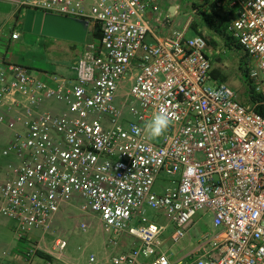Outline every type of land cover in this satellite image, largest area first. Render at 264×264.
I'll use <instances>...</instances> for the list:
<instances>
[{
    "label": "built area",
    "instance_id": "1",
    "mask_svg": "<svg viewBox=\"0 0 264 264\" xmlns=\"http://www.w3.org/2000/svg\"><path fill=\"white\" fill-rule=\"evenodd\" d=\"M3 1L14 17L32 9L102 32L84 44L73 77L43 79L11 60L20 22L0 29V47L8 48L0 57V124L13 131L2 151L13 159L0 163V217L15 223L17 238L38 241L30 233L44 236L76 203L109 234L112 254L92 253L87 264H264V116L255 110L264 98L247 107L214 80L206 36L189 35L193 15L159 36L153 22L163 23L166 0ZM224 3L235 8L227 32L248 54L264 96V0ZM161 109L172 117L163 136L133 132ZM200 212L223 235L185 245ZM67 245L55 241L59 252Z\"/></svg>",
    "mask_w": 264,
    "mask_h": 264
},
{
    "label": "rangeland",
    "instance_id": "2",
    "mask_svg": "<svg viewBox=\"0 0 264 264\" xmlns=\"http://www.w3.org/2000/svg\"><path fill=\"white\" fill-rule=\"evenodd\" d=\"M182 5V12L175 18V30L182 29L189 17L193 15L192 26L196 25L199 32H203L208 39L214 41L211 49L208 51L211 61L215 65L214 71L217 70L219 73H223L220 74L221 77L225 78L223 82L233 88L236 92L237 100L245 105L248 98L246 95L247 86L240 71V61L244 51L240 52L228 49L223 41L208 29L195 8V5L201 6V0H182ZM195 10L196 13L193 14L192 12ZM14 11L15 8L13 6L0 0V29L7 24L15 22ZM216 12L222 17H228L230 20L234 18L232 13L226 14L218 8ZM25 15L26 10L23 13V19ZM17 30L21 33V39L15 43L12 52H14L16 58H19L20 63L31 68L33 72L46 70L65 76L76 68L80 58L79 55L83 51L82 44L66 39L25 32L23 26H20ZM194 34V30L189 32L190 36ZM88 39H91L90 33ZM48 105L57 106L53 101H49ZM12 141L13 131L5 124H0L1 164H7L13 159V157L8 158L2 155V151L9 148ZM165 178L162 175V180ZM62 215L63 221L59 223L56 220L52 230L44 236L42 235V231H32L30 233L33 240H40L39 250L47 254L58 252L55 249V241L57 238H63L68 242L63 252L81 256L84 262L87 261L89 255L92 253H104V248H107V243L105 242H107L109 234L101 229L102 222L98 216L97 219L93 216H84L76 203L64 209ZM149 215H155V211L149 210ZM202 215L203 212L198 214L196 218L197 224L191 229L189 236L185 239V245H188L190 239H193V241L202 239L207 233L210 236L214 235L211 215L204 216L199 220ZM158 222L166 224V219L161 217L158 219ZM82 223L89 225L86 231L80 228ZM0 226V264H60L59 262H55L54 259L46 260L38 256L37 253L32 258L28 257L26 251L30 247L36 248V242L38 241H33L31 245H28L27 242L18 239L13 230L15 223L8 218L0 217ZM132 239L129 236V240ZM125 240L126 238L124 237L123 241ZM123 243V247H129L131 244V242Z\"/></svg>",
    "mask_w": 264,
    "mask_h": 264
},
{
    "label": "trees",
    "instance_id": "3",
    "mask_svg": "<svg viewBox=\"0 0 264 264\" xmlns=\"http://www.w3.org/2000/svg\"><path fill=\"white\" fill-rule=\"evenodd\" d=\"M219 1V0H218ZM209 0H204V3L201 4V6L195 5V8L198 11V15L202 18L204 24L208 27V29L213 32L217 37H219L224 45L232 50V51H241L243 52L242 46L234 39L232 38L228 32L227 28L230 23V20L228 17H222L216 12V9L219 8L217 4L214 5V8H206L208 5ZM232 14L235 17V8L232 9ZM23 13L24 12H18L15 15V22H20L23 20ZM20 26L16 25V28H19ZM193 30L200 35H204L203 32H199L196 25L192 26ZM93 37L95 39H100L102 36V32L99 25H95L93 31H92ZM205 36V35H204ZM207 38V37H206ZM209 46H212L214 41L212 39H208ZM249 70H250V59L248 57V54L244 51V54L241 57L240 61V71L243 75L244 82L247 86L246 95L248 96L247 102L245 103V106L247 107H253L257 102H260L264 96L262 94L257 93L255 85L253 83V80L249 76ZM212 75L215 78H221V82L225 79L223 76L219 74V72L216 70L212 72ZM256 112L264 116V105H256L255 107ZM37 255L46 259L51 260L52 256L50 254H47L43 252L42 250H37Z\"/></svg>",
    "mask_w": 264,
    "mask_h": 264
},
{
    "label": "crops",
    "instance_id": "4",
    "mask_svg": "<svg viewBox=\"0 0 264 264\" xmlns=\"http://www.w3.org/2000/svg\"><path fill=\"white\" fill-rule=\"evenodd\" d=\"M202 3H204V0H201V4ZM215 4H217V6H218V0H209V3H208V5L206 6V8H214V5ZM172 8H174V13H175V16H172L171 15V9ZM218 9H220V10H223V12H225L226 14H231V13H233L232 12V8H230V6H229V4L228 3H224V4H222V6H219V8ZM182 10H183V5H182V0H166L163 4H162V14H163V17H165L164 19H163V23H158V22H156V21H154L153 22V28H154V30L156 31V33L159 35V36H165V35H167V34H169V33H171V32H173L174 30H175V28H174V24H175V18L177 17V15L178 14H180L181 12H182ZM167 12H170V17H168L167 15H168V13ZM18 26H23V20H21L20 21V23H19V25ZM94 25L93 26H91L90 25V28H89V32H88V35H89V33H90V36H91V39L90 40H92V38H95V37H93V34H92V31H93V29H94ZM89 39H88V36H87V40H86V42H88V41H90ZM149 40L150 41H154L153 39H151V38H149ZM85 42V43H86ZM84 43V44H85ZM84 44H82L83 45V48H84ZM15 45V44H14ZM13 45V46H14ZM13 46H11V50H9L10 51V54H11V60L13 61V62H18V63H20V60H19V58H16L15 56H14V52H12V48H13ZM0 49H1V51H0V57L4 54V52H6V51H8L7 49L8 48H5L3 45L0 47ZM209 49H211V46H209ZM209 51V50H208ZM241 52V51H240ZM82 54V53H81ZM79 57H80V55H79ZM210 57V56H209ZM211 59V58H210ZM212 62V61H211ZM212 65H213V68H215L214 66V63L212 62ZM31 69V68H30ZM32 70V69H31ZM214 70V69H213ZM222 72V71H221ZM37 74H38V76L40 77V78H43V79H45L46 78V75L47 74H50V73H54V72H51V71H46V70H38L37 72H36ZM55 74H58V73H55ZM74 71H72L70 74H67V75H65V77H73L74 76ZM219 74H223V73H219ZM58 75H60V74H58ZM62 76H64V75H62ZM213 78H214V80L216 81V82H221V78L219 77V78H215L214 76H213ZM205 216H207V215H205ZM93 217H95L96 219H97V217L96 216H93ZM204 217V215H202L201 216V218L199 219V220H201L202 218ZM212 217V216H211ZM63 215H62V213H60L59 215H58V217L56 218V220H57V222H59V223H61V221H63ZM196 224H197V222L195 223V225H194V227L196 226ZM212 227H214V225H213V218H212ZM101 229L102 230H104V228L103 227H101ZM105 232V231H104ZM223 231L222 230H220V229H217V228H215L214 227V230H213V234L214 235H219V236H222L223 235V233H222ZM126 238V240L125 241H121V243L122 244H124L123 242H126V243H128V242H130V240H129V238L128 237H125ZM41 239V238H40ZM192 243L193 242V239H190L189 240V243ZM106 243V242H105ZM125 243V244H126ZM188 243V244H189ZM123 247V246H122ZM120 249V248H119ZM104 253H101V252H98V254L99 255H101V256H103V257H105V258H108L111 254H112V251L110 250V249H108V248H104V251H103ZM52 254H50L51 256H52V259H54L55 260V262H59L60 264H87V261H82L83 260V258H81V256H76L75 254H71V253H64L63 251L62 252H51ZM88 260V259H87Z\"/></svg>",
    "mask_w": 264,
    "mask_h": 264
},
{
    "label": "water",
    "instance_id": "5",
    "mask_svg": "<svg viewBox=\"0 0 264 264\" xmlns=\"http://www.w3.org/2000/svg\"><path fill=\"white\" fill-rule=\"evenodd\" d=\"M170 12L172 16H175L174 8ZM89 28L88 21L44 14L32 9L26 11L23 19L25 32L66 39L79 44L86 42Z\"/></svg>",
    "mask_w": 264,
    "mask_h": 264
},
{
    "label": "clouds",
    "instance_id": "6",
    "mask_svg": "<svg viewBox=\"0 0 264 264\" xmlns=\"http://www.w3.org/2000/svg\"><path fill=\"white\" fill-rule=\"evenodd\" d=\"M171 124L172 117L166 110L161 109L152 115L151 119L144 124L143 129L134 127L133 132L137 135L143 132L148 138L156 139L163 136Z\"/></svg>",
    "mask_w": 264,
    "mask_h": 264
}]
</instances>
